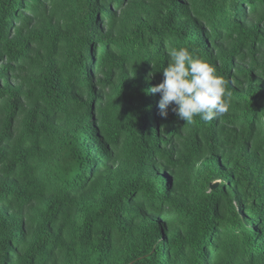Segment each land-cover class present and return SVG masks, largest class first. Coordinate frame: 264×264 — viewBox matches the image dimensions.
I'll return each instance as SVG.
<instances>
[{
    "label": "trees",
    "instance_id": "trees-1",
    "mask_svg": "<svg viewBox=\"0 0 264 264\" xmlns=\"http://www.w3.org/2000/svg\"><path fill=\"white\" fill-rule=\"evenodd\" d=\"M173 47L228 113L160 115ZM0 264H264V0H0Z\"/></svg>",
    "mask_w": 264,
    "mask_h": 264
},
{
    "label": "clouds",
    "instance_id": "clouds-1",
    "mask_svg": "<svg viewBox=\"0 0 264 264\" xmlns=\"http://www.w3.org/2000/svg\"><path fill=\"white\" fill-rule=\"evenodd\" d=\"M162 72L163 81L150 89L151 94H160L158 107L162 117H167L173 104L172 111L186 124L197 116L209 122L229 112L230 93L224 79L213 65L189 48H170Z\"/></svg>",
    "mask_w": 264,
    "mask_h": 264
},
{
    "label": "water",
    "instance_id": "water-1",
    "mask_svg": "<svg viewBox=\"0 0 264 264\" xmlns=\"http://www.w3.org/2000/svg\"><path fill=\"white\" fill-rule=\"evenodd\" d=\"M220 182L218 181V182H216V183H213L212 185H211V190H214V189H216V188H218L219 186H220Z\"/></svg>",
    "mask_w": 264,
    "mask_h": 264
}]
</instances>
